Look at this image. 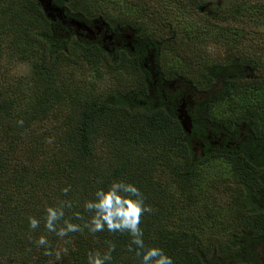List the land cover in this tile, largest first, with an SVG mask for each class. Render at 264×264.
<instances>
[{
	"label": "trees",
	"instance_id": "obj_1",
	"mask_svg": "<svg viewBox=\"0 0 264 264\" xmlns=\"http://www.w3.org/2000/svg\"><path fill=\"white\" fill-rule=\"evenodd\" d=\"M51 6L0 0V264H141L128 230H90L114 182L174 264H264V0Z\"/></svg>",
	"mask_w": 264,
	"mask_h": 264
},
{
	"label": "clouds",
	"instance_id": "obj_2",
	"mask_svg": "<svg viewBox=\"0 0 264 264\" xmlns=\"http://www.w3.org/2000/svg\"><path fill=\"white\" fill-rule=\"evenodd\" d=\"M88 210H95L92 218L91 231H101L107 225L110 231L128 230L133 236V243L137 246V255L141 264H174L173 258L167 255L163 249L156 247L145 248L142 239L143 232L140 228L141 216L151 211L150 207L144 204L140 189L133 184L114 182L107 191L99 190L96 193V200L89 201L85 205ZM62 211L48 209L47 227L54 229L53 221L62 216ZM38 221L30 218V226L36 228ZM77 226L68 224L66 229L58 233L63 236L67 231H76ZM46 240L41 237L39 244H45ZM111 259L110 254L104 256L89 257L90 264H106Z\"/></svg>",
	"mask_w": 264,
	"mask_h": 264
},
{
	"label": "rangeland",
	"instance_id": "obj_3",
	"mask_svg": "<svg viewBox=\"0 0 264 264\" xmlns=\"http://www.w3.org/2000/svg\"><path fill=\"white\" fill-rule=\"evenodd\" d=\"M122 8H124V6H122ZM123 13V12H122ZM148 25H150L149 23H148ZM151 26V29H154V24H152V25H150ZM104 27H106L105 25H104ZM101 28H103V26H99L98 27V29L97 30H101ZM93 34V33H92ZM106 39H108V37H105ZM243 45V44H242ZM208 51L210 52V53H212L213 55H216L217 57H216V61L218 60V58L220 57H222L221 56V49H219V50H216L214 47H212V46H210L209 44L208 45H204V46H202L201 48H200V51L199 50H197V53L199 54V55H204V54H206V53H208ZM186 56H188L187 54H186ZM71 71H72V69H71ZM102 72L105 74V77L104 78H102V79H100V80H98V83H97V87H98V89H110V88H112V83H111V79H112V73H111V71L109 70V69H107L106 71L105 70H102ZM75 73H76V75H78V76H80V70L79 69H76V71H75ZM78 76H75V77H78ZM74 77V78H75ZM197 148V150H196V153L198 154V155H201V152H200V150L198 149V147H196ZM215 165H219L218 164V162H216V161H214V162H212V163H208L207 165H206V167L204 168V172H206V174H208V173H210L211 172V169H213V168H215ZM204 187H206V185L204 184L203 185Z\"/></svg>",
	"mask_w": 264,
	"mask_h": 264
},
{
	"label": "water",
	"instance_id": "obj_4",
	"mask_svg": "<svg viewBox=\"0 0 264 264\" xmlns=\"http://www.w3.org/2000/svg\"><path fill=\"white\" fill-rule=\"evenodd\" d=\"M40 1H41L42 5H43V7L47 13L52 11V8H51L52 7L51 6L52 0H40ZM49 16L52 17V15H50V14H49ZM78 27L82 28L81 26H78ZM90 31L92 32V30H90ZM181 119H182V125H183L184 129L189 132L190 128H191V121H190L191 118L188 116L187 113H183L181 115Z\"/></svg>",
	"mask_w": 264,
	"mask_h": 264
}]
</instances>
